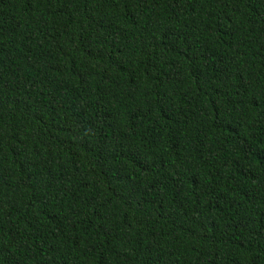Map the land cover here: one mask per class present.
Listing matches in <instances>:
<instances>
[{"label": "trees", "instance_id": "obj_1", "mask_svg": "<svg viewBox=\"0 0 264 264\" xmlns=\"http://www.w3.org/2000/svg\"><path fill=\"white\" fill-rule=\"evenodd\" d=\"M0 264H264V0H0Z\"/></svg>", "mask_w": 264, "mask_h": 264}]
</instances>
